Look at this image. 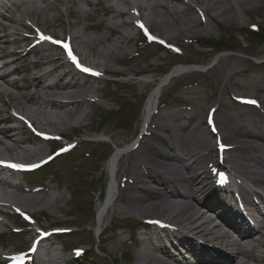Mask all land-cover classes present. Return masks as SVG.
Wrapping results in <instances>:
<instances>
[{
	"label": "rangeland",
	"instance_id": "1",
	"mask_svg": "<svg viewBox=\"0 0 264 264\" xmlns=\"http://www.w3.org/2000/svg\"><path fill=\"white\" fill-rule=\"evenodd\" d=\"M91 1L96 2V0ZM205 1L201 0L202 4ZM174 5L179 6L178 3ZM103 6H110V2L103 0ZM103 6L97 5L100 15H103L104 12L106 13V11H102ZM54 8L56 11L46 15H33L30 18L31 21H37L38 25L58 36L67 37L66 35L73 34L82 26L89 25L91 30L86 32L88 36L106 35L109 36L110 40L118 38L116 34H108V29L113 26L107 22L106 17L102 21H100V18L93 21H85L83 17L75 14L76 8L70 3L65 5L56 3ZM66 8L74 12V15L69 16L68 11H65ZM84 8L91 12V9L87 6ZM147 15L148 11H144L143 16ZM251 25L258 26L264 30V0L252 4L247 11L240 13L238 17L233 19H211V17L206 16L204 24L198 23L196 27L192 28L191 31L196 33L195 35H189L186 31L177 29L175 31L176 38L166 39L180 45L183 49V56L180 59L171 57L168 52L158 51L150 45L142 44L137 38L136 46L133 41L130 42L123 54L130 55L137 52L139 55L137 59L132 62H123L122 66H120L119 60L115 63H110V69L118 73L117 75L122 76V78H116V81H106V79L113 78L111 76L101 81L88 79L73 71H69V67L65 65L63 67L60 66V69H58L60 73L69 72V80H79L85 89H93L96 97L93 98L95 101L93 104L86 103L79 107L80 110L86 113L83 128L70 130L62 120H59V124H56V126L51 125L48 127V129L52 130H58L54 127H59L68 141H75L78 145L72 152L57 158L46 168V171L50 172L51 175H48L41 185L42 190L31 194L32 196H40V198L56 195L59 197L56 205L46 208L39 201L37 204L35 203L23 209L29 213L36 214L34 217L41 227L47 229L64 227L69 231L74 230V232L65 236L51 237L49 241L42 245V250L50 251L54 248L60 252L62 251L63 264H68L74 248H90V251L82 259L81 264H134L133 256L135 255V250L130 249L129 246L133 245L136 242L135 240L140 238V235L145 237L146 240L147 238L150 239V241H146L145 245L147 247L155 239L159 240V238H162L165 242L167 241L164 236L155 235L156 233L153 231L142 228L135 231L132 240H128L130 231L135 228L137 222L132 220L133 218H128L126 214L118 212L112 215V220L110 216L106 218L102 225V229L105 227L102 236L99 239L94 237L92 231L95 226L94 217L97 202L102 200L103 191L108 183L107 162L113 152H115V147L118 148V151H123L139 134L144 102L153 87L151 82L159 78L171 65L179 61L182 64H193L205 68L212 65L216 56L229 55L224 61H219L207 72L191 73L173 80L169 86L165 87L161 93L158 105V114L160 116L165 115V109L171 106L187 108L191 114L196 116L195 121L192 123L195 126L196 121L200 120L202 122L204 111L217 102L220 105L217 119L219 127L223 124V121H225V124L227 123L226 115L231 114L228 110H233L238 114L241 112L248 113L253 118V114L257 112L256 110H240L236 108L229 97L230 93L235 95L241 93L258 95L259 91L264 89V65L253 66L252 62L245 57L264 59V40L262 42L249 40L242 33ZM15 27L14 24H11L8 29L16 30L17 27ZM124 28L127 29L126 27ZM205 30H208V32ZM152 31L156 34L158 33L153 28ZM134 35L135 38L138 37L135 32ZM227 38H229V41L226 43V49L229 50H223L226 53L216 54L217 51L214 48H202L201 44L204 41L212 44ZM73 43L82 53L87 55L85 57L86 61L93 62L95 60L93 63L96 67H101V62L99 60L97 62V58L85 46H80L75 41ZM6 49L11 50V46L6 47ZM96 49L98 50L100 47ZM50 50L52 49L50 48ZM50 55L54 58L57 57L55 49L51 51ZM93 56L95 59H93ZM31 60L32 58L30 57L24 58L22 55H18L16 63L11 64L10 67L27 66ZM237 60H239L238 66L240 68L243 67L242 70L247 66L246 71L241 74L242 76L235 75L227 82H223V73L226 67ZM53 64L54 66L62 65L60 61H54ZM140 71L145 76L132 79L133 75ZM154 82L156 83V81ZM27 92L28 94L32 93L30 90ZM59 118L60 116L57 115V119ZM7 119H9V122ZM3 120H6V122H0V126L13 128L12 134L14 133L15 137L22 141L23 147L27 146L26 150L28 153L39 150L41 151L39 153L45 154L46 152L43 151L50 149L48 144H32L34 140L29 132L19 122L13 121L7 109L0 111V121ZM102 120L103 122H101ZM157 122L162 123L163 121L156 118V124ZM150 143L153 144L155 141ZM0 150L3 151L1 148ZM10 155L20 156L21 152H11ZM131 160L129 156H124L123 159L117 160V163H115L114 171L117 172V180L120 182L127 176ZM133 164L137 167V163ZM0 176L17 180L24 187H27L28 191L34 187L32 180L26 179L19 174L9 175V173L1 172ZM28 191L24 192L23 190V194L16 196L27 198L29 196ZM119 194L120 200L126 192L123 193L122 189H120ZM122 205L115 203V206ZM0 220L5 224V227L0 226V231L6 234L0 244L7 249H26L34 232L25 229L24 233L15 236L9 235L13 228H24L25 225L17 217L8 218L7 216H1ZM130 221L133 223L132 226L125 225L126 222ZM98 249L103 254L96 252ZM41 258L43 259V257Z\"/></svg>",
	"mask_w": 264,
	"mask_h": 264
},
{
	"label": "bare ground",
	"instance_id": "2",
	"mask_svg": "<svg viewBox=\"0 0 264 264\" xmlns=\"http://www.w3.org/2000/svg\"><path fill=\"white\" fill-rule=\"evenodd\" d=\"M110 6L104 7L103 0H15L13 4L9 5L7 0H0V104L4 108H13L17 111L25 112L29 107L26 105L36 107V109L25 112L32 119H44L48 126L59 124L58 121L62 120L63 123L70 125L72 120L79 117V121L83 122L86 118L85 112H80V106L90 101L85 97L92 98L95 96L93 89L82 87V83L79 80H69V72L62 74L58 71L60 66H53V59L46 58L44 60L38 59L37 61L27 66H15L11 69V64H15L19 55L16 47L20 44V34L8 31L9 24L4 23V13L11 11V7L22 8L21 14L16 17H10L9 23L14 24L18 29L23 27L21 17H32L33 15H46L50 12L56 11L54 8L56 3L60 4H72L76 8L75 14L80 15L85 21H93L100 18L102 21L105 17L107 22L113 27L108 29V34L118 35L117 39H109V36H88L86 32L91 30L89 25H84L79 28L78 31L73 32L70 35L71 40L77 42L80 46H85L87 50L92 53L101 62V69L104 73H115L110 68V63H115L123 57L126 48L130 42L136 43L135 36L131 33V29L124 30V27H129L132 24V19L135 20L134 14L131 10L137 11L138 14L143 16L144 11H148L147 16H143V21L147 29H155L158 33L155 34L163 39L176 38L175 31L182 29L189 35H195L192 33V28L198 25V15L195 11L202 12L204 16L214 18H225L227 20L237 16L239 13L247 11L250 6L261 0H206L202 4L201 0H108ZM175 3L181 6L174 5ZM97 5L103 6V15H100ZM87 6L91 9L89 12L84 7ZM68 15H74V12L68 10ZM101 16V17H100ZM38 25L37 21L34 22ZM124 31V32H123ZM204 31V30H202ZM206 31V30H205ZM208 32V30L206 31ZM178 37V35H177ZM13 46L14 50L8 51L6 46ZM34 47L30 49V53L36 51L40 52L38 55H45L49 51V47L46 45ZM100 47V49H96ZM13 54V60L8 61V57ZM93 56V59H95ZM41 58V57H40ZM222 58L219 61H223ZM95 62V60L93 61ZM92 62V63H93ZM94 64V63H93ZM239 60L234 61L231 66H227L223 73L224 80H228L234 71L238 70ZM181 69L173 71L172 75L176 72H180ZM171 75V76H172ZM171 76L166 77L164 82H160L153 88L152 94L149 96L146 104L145 117L147 120L151 116L150 114L156 109L158 105L159 97L164 87L169 84L172 79ZM4 85L6 89L1 88ZM33 90L35 94H28L27 91ZM57 95L71 99L70 104L57 103L51 99V96ZM40 93V94H39ZM92 95V96H91ZM6 97L5 99H3ZM264 106V89H261L258 94ZM11 103H13L11 105ZM30 106V105H28ZM55 106V108H54ZM57 109L62 112L60 118L57 119L55 113H51L48 109ZM232 113L233 111L228 110ZM56 115V116H55ZM55 117V118H53ZM186 119L173 120L171 123L179 126L172 128L167 126L165 129L162 127H152V123H149L148 131H152L150 137L152 141L157 143L159 154L158 159L153 158V153L150 149H155L146 142L147 135H142L138 144L143 149L140 160H144L151 167L164 168L171 174L172 182L169 185V189L173 198L167 196L162 187H156L159 184L153 179L148 178L147 173L142 168H136L131 166L127 175V193L124 196L125 207H113V211L140 213L150 219H166L174 223H182L183 229L188 232H195L198 235L205 233L203 229V223L196 225L198 221L204 218V213L197 212L194 217H190L192 206L203 207L205 204V198L209 193V172L202 168V162L207 160L203 156H199V149L205 147L204 150L210 149V140H214L201 124H197L194 128H189L191 121L195 120L193 115H185ZM226 118L229 120L225 124L223 121L220 131L223 134L228 145H234L239 142H245L246 138H251V135L262 134L264 136V120L259 119L257 115L253 118L250 115L242 113L238 115L236 119L233 114H227ZM241 118V119H239ZM247 122L255 121L261 123V127L254 129V126L249 125L247 131L243 130V125L240 120ZM9 121V119H7ZM5 123L6 120L0 121ZM82 124V123H81ZM60 129L59 127H54ZM13 128L6 126H0V146L3 151L0 154H10L16 149L21 150L19 158H32L40 157L41 151H33L28 153L26 147H23L22 141L17 139L12 132ZM210 139V140H209ZM9 144H7V143ZM196 150V151H195ZM242 152L238 150L231 153V163L237 166L234 162V158L243 157ZM156 156V155H155ZM134 158H137L134 156ZM209 158V157H208ZM117 160V156H114L109 163L110 172ZM133 164V163H132ZM168 166V167H166ZM214 166L216 164L214 163ZM231 170L234 171L235 167ZM244 166V165H243ZM166 167V168H165ZM219 167V166H217ZM113 173V171H112ZM231 174V172H230ZM112 175V174H111ZM132 181L129 184V181ZM0 187L11 189L15 193L21 192L23 187L20 182L15 179L2 178L0 176ZM34 194V193H33ZM116 186L113 183L112 176H110V182L106 197L96 206V214L98 219V226L102 223L104 214L112 208L116 197ZM149 195L152 197L153 202H139L142 200V196ZM177 195L182 196L188 203H181L177 198ZM140 196V197H139ZM3 199H2V198ZM6 192L0 190V200L10 201L12 204H18L23 208H28L33 204H37L39 201L47 208L54 207L59 201V197L56 195H48L47 197L40 198V196L29 195L27 198L13 195L10 200L6 198ZM6 198V199H5ZM180 201V202H179ZM243 202L251 203L248 196H244ZM234 211V208H232ZM251 224L243 223L242 226L248 225L246 230L239 233L242 240V244H238L241 255L246 256L245 261L242 263H234L232 260L223 259L220 261L218 258V251H210L204 244L188 243L182 234L176 233L173 236L166 234L167 241L162 238L155 239L148 244V247L144 249V252L135 254L133 256L134 264H263L264 262V206L260 209L255 206V210L251 213ZM189 216V217H188ZM235 218L243 217L239 212H234ZM0 225L3 222L0 221ZM220 225L212 227V232L208 235L211 239L216 238L217 234L221 232ZM203 236V235H202ZM223 236H225L223 234ZM222 236V237H223ZM150 241L149 238H147ZM41 243V242H40ZM46 256L55 254L53 251L43 249ZM210 252H213L216 257L212 256ZM55 260H40L39 264H63L61 258L54 255Z\"/></svg>",
	"mask_w": 264,
	"mask_h": 264
},
{
	"label": "snow or ice",
	"instance_id": "3",
	"mask_svg": "<svg viewBox=\"0 0 264 264\" xmlns=\"http://www.w3.org/2000/svg\"><path fill=\"white\" fill-rule=\"evenodd\" d=\"M140 27H142L143 28V25L141 24L140 25ZM42 39H48L47 37H42ZM64 47L65 48H67L68 46L67 45H64ZM69 57L73 60V62L74 63H76V58L74 57V56H72V53L69 51ZM77 67H80V65L77 63ZM84 71H90L89 69H87V68H84L83 69ZM246 102H248V103H256V101H254V100H248V101H246ZM49 159H51V157H49ZM11 167H14V168H19V167H21V165H16V164H13V165H10ZM33 166H35V165H33ZM222 179H223V177H222ZM77 253L79 254V250H77Z\"/></svg>",
	"mask_w": 264,
	"mask_h": 264
}]
</instances>
